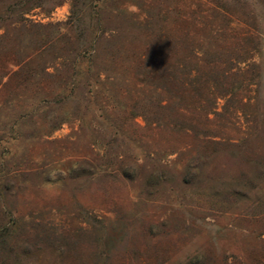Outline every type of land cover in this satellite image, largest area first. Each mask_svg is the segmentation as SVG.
<instances>
[{"label": "rangeland", "instance_id": "1", "mask_svg": "<svg viewBox=\"0 0 264 264\" xmlns=\"http://www.w3.org/2000/svg\"><path fill=\"white\" fill-rule=\"evenodd\" d=\"M0 264H264V0H0Z\"/></svg>", "mask_w": 264, "mask_h": 264}]
</instances>
